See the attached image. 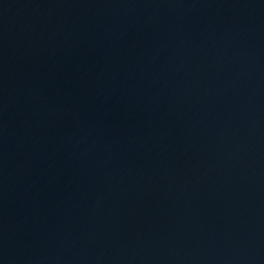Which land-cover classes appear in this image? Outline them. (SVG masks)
Returning <instances> with one entry per match:
<instances>
[{
	"label": "water",
	"instance_id": "water-1",
	"mask_svg": "<svg viewBox=\"0 0 264 264\" xmlns=\"http://www.w3.org/2000/svg\"><path fill=\"white\" fill-rule=\"evenodd\" d=\"M0 264H264V0H0Z\"/></svg>",
	"mask_w": 264,
	"mask_h": 264
}]
</instances>
